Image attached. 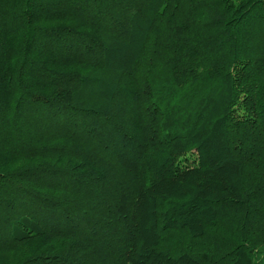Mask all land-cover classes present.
Masks as SVG:
<instances>
[{
  "label": "trees",
  "instance_id": "obj_1",
  "mask_svg": "<svg viewBox=\"0 0 264 264\" xmlns=\"http://www.w3.org/2000/svg\"><path fill=\"white\" fill-rule=\"evenodd\" d=\"M0 264H264V0H0Z\"/></svg>",
  "mask_w": 264,
  "mask_h": 264
},
{
  "label": "rangeland",
  "instance_id": "obj_2",
  "mask_svg": "<svg viewBox=\"0 0 264 264\" xmlns=\"http://www.w3.org/2000/svg\"><path fill=\"white\" fill-rule=\"evenodd\" d=\"M190 158H192L191 155H190ZM185 163H187V162H185ZM207 234H211V230H208ZM172 238H175V240H176L175 243L180 244L183 247H186L187 248V245H189V247L191 249H193V251H197V250L198 251H200V250L201 251H207L206 248H201L198 245L192 244V242L190 240H188V238L186 237L185 233L183 231H181V230H174L172 232L169 231V230H166V232L164 234V242L166 244H169V243L172 242L171 241ZM210 251L211 250H209V252Z\"/></svg>",
  "mask_w": 264,
  "mask_h": 264
}]
</instances>
